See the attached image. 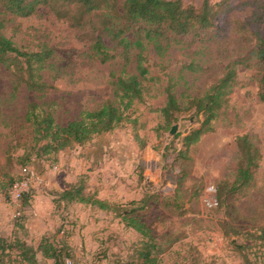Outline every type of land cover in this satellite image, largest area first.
Here are the masks:
<instances>
[{
	"label": "rangeland",
	"instance_id": "obj_1",
	"mask_svg": "<svg viewBox=\"0 0 264 264\" xmlns=\"http://www.w3.org/2000/svg\"><path fill=\"white\" fill-rule=\"evenodd\" d=\"M252 1L238 0L240 8L210 30L168 37L159 48L150 42L148 65L154 79L144 101L129 110L130 119L84 144L41 158L34 155L26 118L30 104L45 102L57 121L66 124L85 110L116 101L110 73L123 66L83 58L84 44L54 15L21 18L25 29L46 31L65 68L57 79L45 72L52 88L43 96L17 85L0 63V177L18 179L34 172L23 200L15 202L14 190L10 197L6 190L0 192V237L9 242L20 238L35 247L48 237L64 249L63 264H130L143 236L126 226L122 214L137 208L164 248L161 264H264V241L257 235L264 227V102L258 96L260 67L251 56L253 27L247 24L252 13L247 2ZM31 38L27 33L16 40L24 44ZM236 59L242 60L237 82L215 130L191 148L190 158L179 157L182 137L199 123L188 112L166 126L160 111L165 82L172 76L180 97L194 94ZM192 61L205 70L187 69ZM245 133L263 155L257 185L231 205H218L210 188L233 178L236 136ZM82 174L87 175L86 192L107 201L110 210L56 201L58 192ZM3 258L0 264H22L17 251L7 250ZM37 259L39 264H55L41 252Z\"/></svg>",
	"mask_w": 264,
	"mask_h": 264
},
{
	"label": "trees",
	"instance_id": "obj_2",
	"mask_svg": "<svg viewBox=\"0 0 264 264\" xmlns=\"http://www.w3.org/2000/svg\"><path fill=\"white\" fill-rule=\"evenodd\" d=\"M252 13L247 19L253 27L255 46L251 56L260 67L258 96L264 102V0L247 2ZM238 0H0V63L12 74L17 85H25L38 95H46L52 88L45 78L50 72L54 79L63 74L65 65L62 54L51 44L49 35L41 28L25 29L21 18L54 15L71 30L72 37L84 44L82 57L101 64L121 63L122 71L110 73V83L116 101L108 100L95 109L85 110L81 116L60 124L45 102L34 101L26 114L31 123L34 155H56L74 144H84L94 136L112 131L130 119L129 110L136 102H143L150 93L151 70L147 49L150 42L162 47L168 37L178 38L198 30H210L220 18L228 20L240 8ZM29 34L31 40L21 44L20 34ZM242 60L225 64L216 79L205 84L196 93L179 96L178 82L169 77L163 86L164 104L160 111L166 126L190 112L199 125L185 134L183 148L178 155L190 158L189 151L208 133L215 130V122L229 104ZM130 68V70H129ZM187 69L204 71V67L192 61ZM1 115V114H0ZM237 165L232 179L223 180L216 188L220 203L231 205L238 197L257 185L262 152L249 134L236 136ZM9 176L0 177V192L11 189L16 181ZM87 175L58 192L56 201L84 203L110 210L112 206L96 195L86 192ZM29 192H24L21 200ZM126 226L142 236L141 247L130 264H161L164 248L155 241L153 231L137 214V208L124 210ZM264 241V227L257 233ZM17 251L22 264H39L37 253L51 258L55 264H63L64 249L43 237L37 247L20 238L9 242L0 237V262L5 251ZM66 255H69L65 251Z\"/></svg>",
	"mask_w": 264,
	"mask_h": 264
},
{
	"label": "built area",
	"instance_id": "obj_3",
	"mask_svg": "<svg viewBox=\"0 0 264 264\" xmlns=\"http://www.w3.org/2000/svg\"><path fill=\"white\" fill-rule=\"evenodd\" d=\"M33 175H34V172L28 170L27 175L24 178H22L21 180L16 181L14 183V185H13V187H12L11 190H14L15 191V194H14V196H15L14 200H15V202L20 201L22 194L24 192H27L28 191V189H29L28 183H29L30 179L33 178ZM210 189L211 190H214L216 192V188L211 187ZM214 203L218 204V201H217V198L216 197H215Z\"/></svg>",
	"mask_w": 264,
	"mask_h": 264
},
{
	"label": "water",
	"instance_id": "obj_4",
	"mask_svg": "<svg viewBox=\"0 0 264 264\" xmlns=\"http://www.w3.org/2000/svg\"><path fill=\"white\" fill-rule=\"evenodd\" d=\"M177 129V125H173L171 128V133H175Z\"/></svg>",
	"mask_w": 264,
	"mask_h": 264
}]
</instances>
